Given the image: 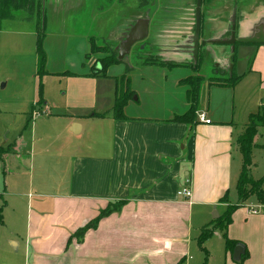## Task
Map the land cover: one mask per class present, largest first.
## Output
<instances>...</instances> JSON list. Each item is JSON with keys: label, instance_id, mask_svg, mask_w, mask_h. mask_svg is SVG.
Returning <instances> with one entry per match:
<instances>
[{"label": "crops", "instance_id": "1", "mask_svg": "<svg viewBox=\"0 0 264 264\" xmlns=\"http://www.w3.org/2000/svg\"><path fill=\"white\" fill-rule=\"evenodd\" d=\"M69 1L61 11L87 9L88 0ZM214 1L201 0L198 55L204 46L210 50L213 45L230 48L231 76L240 72L237 76L242 78L233 88L206 84L208 98L202 107L199 105L197 116L204 112L210 124L200 123L198 118L195 126L172 122L189 110L188 90L180 94L178 105L155 106L148 108L146 115L117 120L113 115L115 86L110 89L112 108L100 112L97 103L105 97L103 89L112 80L91 76L89 61L86 70L72 72L76 76L47 71L42 79L46 84L57 75L68 81L70 98L64 102L65 111L52 113L50 107L55 103L48 98L41 105L44 112L32 114L39 106L38 87L33 88L28 105L22 109L17 136L0 147V176L5 183L0 191V208L4 206L0 264H193L192 253L197 251L193 240L199 247L201 232L212 228L229 205L240 204L237 183L243 156L237 141L247 127L246 116L255 108L260 110L264 94V44H258L264 41V21L253 26V35L243 38L237 36L235 27L229 31L220 22L223 27L216 30L226 32L222 39L206 35L203 41L202 8L214 7ZM161 11L164 17L158 25L153 21L160 11L137 21L135 26H140H134L135 41L124 58L135 47L144 50L147 43L160 47L155 41L165 37V46L160 48L167 51L170 62L195 64L197 19L194 30L181 27L186 23L179 19L184 13L181 0H164ZM177 22L179 28L175 27ZM210 32L213 30L208 35ZM78 42L89 45L85 56L90 54L89 37ZM191 55L194 60L189 61ZM210 60L206 59V65ZM245 62L247 69L243 71ZM188 77L192 75L177 81L176 86ZM129 108L130 101L125 112ZM75 126L81 127L78 134ZM187 180L191 181L190 199L178 194ZM226 195L228 202H223ZM122 201L125 206L102 219L81 242L73 237L110 204ZM260 206L264 204L256 196L250 197L236 210L229 227L215 231L206 242L222 237L223 264H264V208L259 210ZM226 238L243 246L240 261L227 249Z\"/></svg>", "mask_w": 264, "mask_h": 264}, {"label": "rangeland", "instance_id": "2", "mask_svg": "<svg viewBox=\"0 0 264 264\" xmlns=\"http://www.w3.org/2000/svg\"><path fill=\"white\" fill-rule=\"evenodd\" d=\"M64 3H70V1L27 0L25 3L21 1L17 9H10V15L3 22V30L0 33V147L7 140H12L17 136L22 124V115H24L22 109L28 105L33 88L38 87L39 91L36 52L39 33L45 36L44 50L49 60L46 71L54 74L66 72L73 74L72 72L79 73L83 69L86 70L88 61L95 68L97 64H101V61L118 56L119 47L122 45L118 44L119 41L129 35L141 18L149 19L151 13L160 11L159 16L153 21L154 25H158L160 24L158 21L164 17L161 11L164 0H88L87 9L71 12L66 9L61 11V6L65 5ZM181 4L184 13H181L179 19L180 22L182 20L186 23L181 26L180 22H177L175 27L191 26L190 30H194L197 0H181ZM202 14L203 41L206 35L212 39H222L221 35L226 32L216 30L223 27L220 22H224V26L227 25L229 31L235 27L237 36L243 38L253 35V26L264 21V0H215L214 7L203 6ZM247 22L248 24H245ZM233 24L236 25L233 26ZM210 29L213 32L208 35ZM190 34L193 35V32H189ZM85 36L89 37V43L93 39L99 47L98 52L94 53L90 60H87L85 56L88 53L89 45L82 46L80 45L82 42H78V39ZM165 41V37H163L157 39L155 43L163 47ZM151 44L147 43L142 46L144 49L142 51L135 47L132 54L123 59L122 64L112 66L106 77H100L112 80L103 89L106 98L104 97L97 103V109L100 112L105 113L112 108V101H109L112 97L110 89L115 86L118 95H123L128 89L134 92V96L130 100V108L125 112V116L138 117L148 114V108L151 107L180 104V94H184V91L188 90L186 85L176 86L177 81L182 78L195 74L203 76L199 104L202 107L208 98L207 83L229 86L238 77L237 75H240V72H237V75L231 76L233 63L232 55L231 57L228 55L230 48L226 50L220 45L211 46L213 47L211 50L207 46H204L202 51L199 50L198 57L203 59V62L200 63L197 70L185 67L168 71L161 67L144 66V62L150 61L152 57L170 62L168 56H165L167 51L160 47L154 48V45ZM207 58L211 59L207 63L208 65H206ZM190 60H194L192 55L189 57ZM242 69L243 71L247 69V63L243 65ZM212 79L215 80L213 83ZM42 87L43 99L49 98L56 104V107L55 104L50 107L52 113L57 114L60 111H65L66 104L64 102L70 98V93L67 92L68 89L70 91L68 81L55 75L50 77L46 84L42 82ZM261 96L263 98L260 102L262 103L260 110L255 108L253 114L260 111L261 114H264V94ZM239 106L241 107V102L238 103ZM248 106L251 107L249 104ZM43 112L44 109L37 106L32 114ZM87 113L86 115H92L94 112ZM250 116H246V125L249 124ZM241 125L242 123H239V127ZM259 138H264V127L259 128L256 146L251 154L250 172L254 180L264 178V139L260 141ZM4 188V179L0 176V191ZM236 197L237 195L234 193V198ZM258 208L261 210L262 206ZM226 229L223 227L218 231L222 232ZM224 244L222 237L214 238L206 243L204 248L207 251L212 253L211 250H214L212 256L210 258L208 256L207 260L205 252L193 240V249L197 250L192 253L195 259L193 264H223Z\"/></svg>", "mask_w": 264, "mask_h": 264}, {"label": "trees", "instance_id": "3", "mask_svg": "<svg viewBox=\"0 0 264 264\" xmlns=\"http://www.w3.org/2000/svg\"><path fill=\"white\" fill-rule=\"evenodd\" d=\"M22 3L27 2V0H0V31L3 27V22L6 21V17L10 15V9H17L20 2ZM41 32V31H40ZM41 33L38 34V42H37V77H38V86H39V100L38 105L41 106L44 104L43 95L41 93L42 91V79L47 75L46 66H47V56L46 52L44 50V41L45 36ZM98 46L95 44V41L91 40V51L90 54L86 56L87 60H90L92 55L96 52H98ZM199 56V55H198ZM203 60V59H202ZM200 57H198L195 64H187V63H172V62H164L161 61L159 58L152 57L150 58V61H145L144 66H152V67H161L166 68L169 70L178 68V67H192L195 70L198 69V66L202 61ZM123 60L119 59V55L112 58L109 57L103 61H101V64H97V66L94 68L92 66V73L91 76L94 77H106L108 70L112 66H116L119 64H122ZM63 75V74H62ZM64 75H70V76H76L75 74L71 73H64ZM242 77H237L234 79V82L229 85V87L233 88L236 86V84L241 80ZM203 76H192L188 77L187 79H184L181 83L182 85L188 86L187 91V98L190 103L189 110L183 114V115H177L172 119V122L175 123H182V124H188L195 126L198 124L197 121V113L199 110V104H200V92L203 82ZM215 80H211L213 83ZM210 86L213 84H209ZM219 86H228V85H219ZM134 92L131 90H127L123 95H118L117 89H116V100L115 105L113 108V115L117 120H124L126 119L125 116V107L127 103L133 98ZM264 127V114H261V111L256 114H252L249 119V124L247 125L245 132L243 135H241L237 141L240 152L243 156V168L242 173L240 175V178L237 183V192L240 199L239 205H229L228 210L226 213L217 219L214 224L212 225V228H206L201 232V235L198 239V244L200 249L205 252L208 260L209 253L204 248L205 243L211 239L219 228H228L229 225L232 223V217L236 210H238L241 205L246 202L250 197L256 196L258 198V201L262 204L264 203V179L261 180H254L251 177L250 167L252 165L251 160V154L253 152V148L256 146L255 142L257 137L259 136V128ZM223 202H228V196L226 195L223 199ZM126 202H118L114 204H110L105 210L101 211L100 215L91 221L89 224L78 230L73 237L78 238V241H82L85 234L95 229L99 222L114 214L119 212L124 206ZM4 206L0 208V222H2V212H3ZM238 245L237 241H232L228 238H226V247L227 249L232 252L235 250L236 246Z\"/></svg>", "mask_w": 264, "mask_h": 264}, {"label": "water", "instance_id": "4", "mask_svg": "<svg viewBox=\"0 0 264 264\" xmlns=\"http://www.w3.org/2000/svg\"><path fill=\"white\" fill-rule=\"evenodd\" d=\"M201 6H202L201 5V0H198L197 10H196V19H197V25L196 26H197V32H196L195 52H194V55L196 54V56L198 55V49H199V41H198V38L199 37L198 36H199V33H200V25H201ZM138 25L139 24H137V26ZM137 26H135V28H137ZM135 28L131 31L130 37L127 40L126 44H124L120 48V51H119V59L120 60H123L125 53H128L129 52L131 45L135 41V39L133 38ZM250 42L255 43V41H252V40ZM258 44H264V41L263 42H258ZM80 130H81V127L80 126H75L74 133L75 134H78L80 132ZM244 253H245V250H244L243 246L242 245H237L236 248H235V250H234V254H233L234 260L240 261L241 257L244 255Z\"/></svg>", "mask_w": 264, "mask_h": 264}, {"label": "built area", "instance_id": "5", "mask_svg": "<svg viewBox=\"0 0 264 264\" xmlns=\"http://www.w3.org/2000/svg\"><path fill=\"white\" fill-rule=\"evenodd\" d=\"M198 120L200 123H203V124H210L211 123L210 120L207 119L206 114L204 112L199 114ZM190 186H191V181L187 180L184 188H182V190L179 191V193H178L179 196L186 198V199H190L192 197V190H191ZM262 208H264V206ZM252 213L256 214L257 211L252 209Z\"/></svg>", "mask_w": 264, "mask_h": 264}, {"label": "flooded vegetation", "instance_id": "6", "mask_svg": "<svg viewBox=\"0 0 264 264\" xmlns=\"http://www.w3.org/2000/svg\"><path fill=\"white\" fill-rule=\"evenodd\" d=\"M127 37H128V36H127ZM127 37H126V38H127ZM126 38H122L123 40L121 39V41H119L118 44L121 45L123 42H125ZM120 47H121V46H120ZM120 47H119V48H120Z\"/></svg>", "mask_w": 264, "mask_h": 264}]
</instances>
